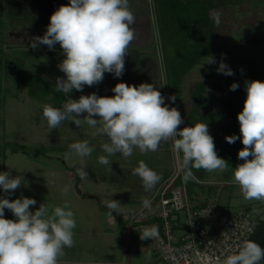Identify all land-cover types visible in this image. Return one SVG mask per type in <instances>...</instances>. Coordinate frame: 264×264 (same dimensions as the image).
<instances>
[{"label": "rangeland", "instance_id": "obj_1", "mask_svg": "<svg viewBox=\"0 0 264 264\" xmlns=\"http://www.w3.org/2000/svg\"><path fill=\"white\" fill-rule=\"evenodd\" d=\"M8 1L0 0V172L10 171L23 181L7 198L14 200L21 195L34 198L37 203L30 206L33 212L41 203L62 206L65 201L70 202L77 225L73 230L75 244L64 249L59 264H164L158 253L140 239L138 230H124L138 215L148 213L143 208V199L152 202V213L159 205L154 198L158 183L148 193L132 170L143 160L159 175L175 172L178 157H174L172 148L164 150L165 153L146 154L135 149L128 158L119 153L109 157L112 164L105 166L98 162V157L107 155L102 145L108 141L98 133L99 125L92 128L82 123L77 127L65 120L57 129H50L42 114L43 105L62 107L68 98L54 91L56 78L65 75L57 66L64 55L58 43L54 50L46 45L31 48L32 34L23 29L31 33L30 30L45 28L50 17L41 16L45 18H37L35 24L32 20L27 28L21 27L20 19L11 22ZM47 1L23 2L27 7L34 3L40 13L41 9L49 10ZM161 1L148 0L151 41L143 42L146 48L139 47L141 41L130 44L123 75L115 77L106 72L98 85H86L83 92L73 90L70 95L78 99L93 92L103 94L104 89L112 90L120 81L136 86L153 83L164 95L165 104L180 111L186 126L197 122L208 124L217 153L228 162V168L222 173L193 171L202 182L223 183L221 210L239 211L248 207L257 217L253 208L263 212L264 202L245 200L233 182L234 168L243 163L238 159V152L244 147L242 139L229 144L225 137L240 135L237 117L246 99L245 81H264V0H173L167 16L163 13L165 8L160 7ZM217 11L221 14L218 26L210 15ZM222 54L234 75L217 72ZM209 55L215 57L216 63H205ZM234 82L239 87L231 91ZM172 95L176 96L174 103L169 99ZM184 124L179 127H185ZM83 140L94 151L84 158L88 177L81 180L76 173L81 158L69 146ZM167 156L171 159L165 161ZM66 170L74 175L68 176ZM66 186L68 191L64 192ZM209 186L189 180L187 194L194 200L207 193ZM5 195L0 188V198ZM112 199L121 203L124 216L113 212L114 218L109 219V210L101 201ZM5 217L15 219L8 209Z\"/></svg>", "mask_w": 264, "mask_h": 264}, {"label": "clouds", "instance_id": "obj_2", "mask_svg": "<svg viewBox=\"0 0 264 264\" xmlns=\"http://www.w3.org/2000/svg\"><path fill=\"white\" fill-rule=\"evenodd\" d=\"M218 26L220 12L210 14ZM136 16L129 8V0H70L62 4L50 17V23L43 36L31 38L30 47L36 49L46 45L54 50L58 43L64 59L58 68L65 75L57 77L56 92L68 98L62 107L44 104L43 117L50 129H57L62 121L74 122L77 127L86 123L98 128V133L107 138L102 145L107 155L98 157L101 165H111L109 157L117 153L128 158L135 149L142 154L156 152L162 143L171 142L172 151L178 157V169L183 172V182H198L193 169L206 172H225L228 162L220 157L215 148L214 138L207 123L197 122L192 126H179L184 119L176 107L165 104V97L153 83L138 86L118 82L112 91L114 96H100L96 92L71 97L73 90L83 92L84 87L98 85L104 74L112 73L121 77L125 70V57L131 42L136 39L132 25ZM222 58L217 72L232 76L234 71ZM207 64L216 63L214 56H207ZM238 83H232L235 91ZM246 99L238 113L240 135L225 137L229 144L242 139L243 148L238 152L239 163L233 172L234 180L245 200L264 202V81H245ZM173 103L176 96L169 98ZM86 114V115H85ZM97 133H93L96 135ZM70 149L81 158V167L76 169L81 180L88 177L85 157L91 156L94 148L87 140L72 143ZM182 154V157H181ZM138 176L146 191L154 188L161 176L141 160L132 170ZM21 177L12 176L10 171L0 172V188L6 194L0 198V264H59L64 249L74 246L76 220L70 202L62 206L41 203L34 212V198L21 195L9 199L21 186ZM25 186L27 184L25 183ZM68 191V186L63 189ZM109 210L125 215L118 200H102ZM144 209L152 212V202L142 200ZM5 209L15 219L5 217ZM253 212L260 214L259 208ZM140 239L158 238L156 225L146 226L139 231ZM264 259V248L254 240H244L233 254L227 255L222 264H259Z\"/></svg>", "mask_w": 264, "mask_h": 264}, {"label": "built area", "instance_id": "obj_3", "mask_svg": "<svg viewBox=\"0 0 264 264\" xmlns=\"http://www.w3.org/2000/svg\"><path fill=\"white\" fill-rule=\"evenodd\" d=\"M198 182L210 186L207 193L192 200L177 160L175 172L161 183L154 197L159 204L157 210L138 215L129 228L140 231L146 226H157L158 238L145 242L164 264H222L264 219V211L254 217L247 208L223 212V183Z\"/></svg>", "mask_w": 264, "mask_h": 264}, {"label": "crops", "instance_id": "obj_4", "mask_svg": "<svg viewBox=\"0 0 264 264\" xmlns=\"http://www.w3.org/2000/svg\"><path fill=\"white\" fill-rule=\"evenodd\" d=\"M23 1L24 0H9L7 9L10 12V17L12 18L11 22H13V20L15 21V19H17V20L20 19L19 21H21V23H20L21 27L25 26L26 28H27V24L29 22H31L32 20L34 21V24H35L36 22H38L37 18L40 19V18H45V17L46 18L51 17L52 13L57 8H59L60 5L70 3V0H48L50 2L49 3V10H47V9L42 10L41 9V12L37 13V8H38L37 5L35 6V4L33 3L32 5H30V6L28 5V7H27V3L23 2ZM17 2H23V4L19 5V4H17ZM46 6H47V4H46ZM149 6L150 5H149L148 0H129V8L134 13V15L136 16L135 24L132 25L134 27V29H135V32H136V39H134L131 42V45L141 41L139 43L140 44L139 47L146 48V46L145 47L143 46L144 45L143 42H146L148 44L149 41H151V37H152V21H151L150 15H149ZM2 8H5V5H3ZM31 9L35 10V12H32ZM18 10H19V12L21 11V13H19ZM41 16H45V17H41ZM147 23H148V25H150L149 27L146 26ZM46 29H47V27L42 28V29L37 28L35 30H30L31 33H28V30H26V29H23V31H25L28 34H32V36L30 35V38H32V37H35V36H33V34L36 35V33H38L39 36H43L45 31H46ZM14 32L15 33H19V31H14ZM104 91H105V93L99 94V95L100 96H114L115 95L114 92L111 89H109V90H105L104 89ZM184 126H186V125L184 124ZM169 149H171V142L170 141L167 142V143H162L158 151H161L162 153H165L164 150H169ZM148 153H150V152H148ZM174 157L177 159V156H176L175 153H174ZM169 158H170V156L169 157L167 156V158L164 157V160L167 161V160H169ZM66 171H67V175L68 176H73L74 175V173L72 171H70V170H66ZM172 173H173V170L170 173H165L163 175H160L161 179L158 182L157 186L159 187L161 185V183L163 181H165V179H167ZM187 185H188V183H187ZM158 187H157V189H158ZM153 189L154 188L149 190L148 193H151L153 191ZM113 220L115 221V219H113ZM116 222H118V221H116ZM129 228L130 227H127V228H125V230L124 229L123 230L126 231V232H129ZM120 264H123V263L121 262Z\"/></svg>", "mask_w": 264, "mask_h": 264}, {"label": "trees", "instance_id": "obj_5", "mask_svg": "<svg viewBox=\"0 0 264 264\" xmlns=\"http://www.w3.org/2000/svg\"><path fill=\"white\" fill-rule=\"evenodd\" d=\"M200 1V0H199ZM172 4H174L173 3V0H162L161 1V4H160V7H162V9L163 8H165V9H163V13H164V16H167V15H170V6L172 5ZM199 5V4H198ZM200 16L197 18V21H200ZM205 20H206V16H205ZM205 20H203V22L205 21ZM147 27H149L150 25H148V23H147V25H146ZM28 34V33H27ZM247 209H249L248 207H246ZM262 222V220L260 221V223ZM259 244L261 245V247L262 248H264V237L260 240V242H259ZM259 264H264V259H262L260 262H259Z\"/></svg>", "mask_w": 264, "mask_h": 264}, {"label": "water", "instance_id": "obj_6", "mask_svg": "<svg viewBox=\"0 0 264 264\" xmlns=\"http://www.w3.org/2000/svg\"><path fill=\"white\" fill-rule=\"evenodd\" d=\"M264 237V219L261 223L256 227L253 234L250 236L248 240H254L255 242L259 243L260 240Z\"/></svg>", "mask_w": 264, "mask_h": 264}]
</instances>
